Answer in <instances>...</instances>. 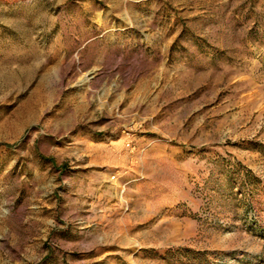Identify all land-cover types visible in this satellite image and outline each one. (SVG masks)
<instances>
[{
	"label": "rangeland",
	"instance_id": "1",
	"mask_svg": "<svg viewBox=\"0 0 264 264\" xmlns=\"http://www.w3.org/2000/svg\"><path fill=\"white\" fill-rule=\"evenodd\" d=\"M0 264H264V0H0Z\"/></svg>",
	"mask_w": 264,
	"mask_h": 264
},
{
	"label": "built area",
	"instance_id": "2",
	"mask_svg": "<svg viewBox=\"0 0 264 264\" xmlns=\"http://www.w3.org/2000/svg\"><path fill=\"white\" fill-rule=\"evenodd\" d=\"M125 147H130V143L129 142H126L125 143Z\"/></svg>",
	"mask_w": 264,
	"mask_h": 264
}]
</instances>
